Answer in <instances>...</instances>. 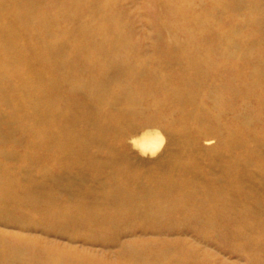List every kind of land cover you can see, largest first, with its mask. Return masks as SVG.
I'll use <instances>...</instances> for the list:
<instances>
[{
  "label": "rangeland",
  "instance_id": "1",
  "mask_svg": "<svg viewBox=\"0 0 264 264\" xmlns=\"http://www.w3.org/2000/svg\"><path fill=\"white\" fill-rule=\"evenodd\" d=\"M0 2V13L5 17L0 19V25L10 26V14L15 12L10 6L15 5L22 10L29 7L35 23L43 17L44 24H40L49 28L41 35L45 50L51 55L58 48L62 54H71L79 61L67 68L76 71L74 79L78 84L72 94L82 98L83 105L94 111L83 129L76 128L61 136L56 121L49 120L43 124L44 131L35 132L32 120L15 108V102L21 99H17L16 93L10 94L19 78L18 67L10 62L2 63L0 58V264H128L127 249L151 252L168 249L188 258L180 264H255L257 257L264 264V0ZM29 22L23 20L21 26L32 27ZM17 36L29 44L39 41L23 32ZM91 37L109 46L113 53L106 57L99 55L101 61L94 63L92 59L97 52L87 44ZM181 54L197 56L200 62L206 55L213 59L217 68H222L225 90L227 76L237 72V90L232 96L227 92L218 96L213 122L195 121L187 128L181 125L184 96L190 90L195 95H204L190 86L181 89L178 82L169 85L170 76L187 64L180 60ZM50 55L39 50L31 56L23 52L29 64L33 59L43 63ZM105 60L109 67L105 72L124 71L114 87L106 85L100 91L104 98L116 93L119 102L113 104L116 113L122 111L126 100L120 102L121 95L131 84L128 62H145L150 70L161 74L158 78L162 81L168 76L166 93L149 92L146 88L144 91L149 95L139 98L138 103L145 107L138 114L115 125L99 126L95 110H100L103 104L95 106L96 100L88 94L93 85V69L103 68L100 64ZM53 61L50 58L48 63ZM25 69L30 75L37 65ZM9 94L12 98L8 101ZM60 97L67 104L68 98ZM181 128H185V134ZM144 132L159 133L162 139L153 153L142 151L136 143ZM96 134L111 135L108 144L103 147L102 141L95 139ZM179 135L185 137L189 153L198 165V175L207 172L221 185L227 184L233 203L244 204L238 216L223 210L219 204L213 211L221 213L223 220L238 217L253 233L247 244L243 238H232L240 228L236 224L218 232L202 223L203 220L190 218V205L186 208L191 214L189 218L187 215L179 219L140 217L134 213L137 208L156 205L160 196L163 197L160 207H167L169 197L150 195L151 188L157 189V194L168 188L173 192L172 185L183 187L191 180L182 168L188 156L181 158L183 161L170 160L172 152L178 150ZM78 138L82 143L74 157L83 158L84 163L72 164L64 170L67 173L61 186L51 187L53 195H34V202L21 203V195H25L33 180L42 173L54 176L63 170V167L55 168L47 155L62 156L66 150H72L69 146ZM233 138L239 139L230 147ZM224 160L228 161L227 174L215 169V164ZM76 168L83 171L73 174ZM242 171L248 178L237 182ZM199 181L203 182L204 177ZM256 181L262 190L256 189ZM131 182L135 185L132 189L140 188L145 193L134 195V191H129L131 195H124L127 199L121 198V186L129 187ZM237 186L243 187L244 195L235 191ZM77 189L78 194L74 191ZM175 192L178 205H185L192 196L186 189ZM36 198L40 200L35 201ZM214 199L219 202L213 195L205 200L208 203ZM191 205L195 208L199 203L194 198Z\"/></svg>",
  "mask_w": 264,
  "mask_h": 264
},
{
  "label": "bare ground",
  "instance_id": "2",
  "mask_svg": "<svg viewBox=\"0 0 264 264\" xmlns=\"http://www.w3.org/2000/svg\"><path fill=\"white\" fill-rule=\"evenodd\" d=\"M83 1L84 0H78L79 3ZM3 2H5V0H3ZM12 2L13 0H11L10 3ZM1 4L2 2H0V10L2 9ZM68 5L71 9H74V5L72 3H68ZM10 8L15 9V12L13 14H10V26L6 27L4 24L0 25V58L3 61L2 63L10 62L11 64L18 67L19 70V78L16 82V86L14 87L15 90L10 93H16L17 99L22 100H20V102H15V108L18 112H22L25 116H27V119L29 118L32 120V125L34 124L33 129L37 133H39L40 131H44L43 124L49 120L56 121L61 136H63L65 133H71L72 131H75L76 128L83 129L86 124L85 121L90 115H93L94 111L93 109H88L83 105L82 98L76 97L72 94L73 88H76L78 84L74 79V72L76 71H68L67 69L71 66L73 67L75 64L79 63V61L74 59L71 54H62L57 47V49L54 50L51 55L48 51L45 50L46 48L44 47V39L41 35L44 36L49 28H47L46 25H41L44 24L43 17L38 21L39 23H35L36 19L29 7L26 9L24 8V10L19 9V7H17L16 5L10 6ZM70 8H67V10L72 11ZM17 10L19 11L17 12ZM1 18L5 17H3L0 13V19ZM23 20L30 21L29 24L31 23L32 27L23 25L21 26V22H23ZM33 24H35L36 27ZM84 31L87 32V30L85 29ZM22 32L26 33L30 37H35L37 40L39 39L38 44H29L27 43V40L22 41L17 36V33ZM38 35H40V37H38ZM64 40L66 39L64 38ZM87 44L95 48L97 52L96 57L92 59L94 63H98L99 61H101L99 55L100 57L101 55L106 57L107 54L112 52L109 46H103L99 43V40H95L93 37H91L87 41ZM73 48L74 50H76L75 47ZM35 50H39L40 52L49 54L52 57L49 56L48 60L44 61L43 63L37 59H33L29 64L23 56V52H27V54L31 56V53H33ZM181 55L183 56H181L180 60L186 61L187 64L186 66L182 67V70L170 76L169 85H176V83L178 82L180 83L179 87L181 89L182 87L190 86V89L196 90L197 88L198 90H201L202 94H204L202 96H198L197 94L195 95L194 93H192V91L190 90V94L184 96L182 100L184 109L181 112L182 115H180L183 123L181 125L182 127L187 128L189 127V124L195 121L204 122L210 120L209 122H213L214 113L216 112L215 109L218 108V96L225 95L226 92L232 96V94H235L237 90L238 83L235 80L237 72L230 73L227 76L226 86L227 84L228 86L226 87L227 90H225L223 89L224 86H222V82L224 81L222 80V68L220 66L219 68L221 69L219 70L214 64V60H211L208 55L204 56L201 62L198 58H195L197 56H194L192 54H190L191 56H186L185 54ZM3 57H6L5 61L3 60ZM50 58L54 59L53 64L48 63ZM107 63V60L102 61L100 65L103 66V68L93 69L92 74L94 91L93 85H90L88 94L90 97H93V99L96 100L95 106L100 103L103 104L99 106L102 107L100 108V110H95L98 114L95 116L96 120L101 127L105 128L109 125H115V123H119V121L129 118L132 115L138 114V112L145 107L140 106V104L138 103L139 98L149 95V92L154 91L166 93L167 91L168 87H166L165 81L167 80L168 76L163 79V82L158 78L161 74L154 73L153 70L149 69L150 67L144 64L145 62L143 63L141 61V63H139L137 62V60L130 63L128 62L126 68H128L127 71L130 76L129 83L131 84L128 83L129 87H127L125 94L121 95L122 98L120 99V102L122 100H126L127 102L123 101L122 111L116 113L113 109L114 102L116 104L119 103L117 101L118 98L115 97L116 93L113 92L111 96H109L108 98H104L101 97L100 91L106 85L113 84L112 86L114 87L116 85V82H119L117 78L121 76L124 71L121 72L115 70V72L107 73V71L105 72V69L109 68L107 67ZM32 65H37V70L29 75L25 67H29ZM155 66H157V64ZM216 69L218 71H214ZM49 71L51 72L50 77H48V73H50ZM69 75H71V77H69ZM246 79L244 78V80L247 82ZM132 80L133 82H131ZM146 88H148L149 92L144 91V89ZM10 94L8 95L7 99L12 98V95ZM60 96H65L66 98H68L66 102L67 104L64 105V103H62L63 98H61ZM13 97L16 96L13 95ZM77 105H81V108L76 109ZM184 129H180L183 134H185ZM40 136L42 135L39 134V137ZM108 137L110 138L111 135L105 136L102 134H96L95 139L101 140V145H103L104 147V145L108 144ZM179 137L180 139H178V150L172 152L173 155H171L170 160L175 158L177 160L183 161V157L185 158L188 156L189 158L184 159L182 168H184V170L188 173V176L189 178H191V180L183 187L172 185L171 188L173 190L175 189L173 192L168 188L167 191H159V193L157 194V189L151 188L150 195H167V197H169V201L166 204L167 207H160V204L163 201V197L160 196L157 199L158 202L156 203V205H149V207L141 210L137 208L134 213H136V215L140 217L153 215L155 217L163 216L168 219H179V216L187 215V218H189L188 216H191V214L186 212V208L188 209L190 205V207L192 208V217L190 218L197 221L203 220L202 223L209 226L211 225L218 232L224 231L223 229L225 227H228L229 225L236 224V227L239 226L240 228L239 231L232 236V238H243L245 240L243 243L247 244L248 239L252 238L251 236L253 233L246 227L245 224H242L241 220L238 217L233 220H223V217H221V213L213 211L215 205L219 204L223 210L231 211L238 216L241 213L240 210L242 209L241 207H243L244 204L240 201H236L233 203L230 194L228 193L230 189L228 190L227 184L225 186L224 184L221 185L220 181L211 178V175L207 172H203L202 174L198 175V165L196 161L192 159L193 154L191 155V153H189L190 150L188 148V144L185 143V137L183 135H179ZM238 139L239 138H233V141L229 142V146L231 147L232 144L235 143V141H237ZM161 142L162 139L159 133L153 132H144L136 140V143H138L142 151L149 150L152 153L156 151ZM81 143L82 139H74L72 141V144L69 146H72V150H66L65 153L62 154V156L54 157L53 153H50L51 155L48 154V160L54 164L55 168L61 170V168L63 167V170L57 172V174L54 176H51V174L49 173V176L42 173L35 180H30V182L32 181V183L29 184L28 189L24 191L25 195H21L22 198H20V202H34V195H53V189L51 187L54 186L57 188L61 186L59 184L62 180L65 179L64 174L67 173L64 170L71 168L72 164L78 165V163H84V161L82 160L83 158L79 160L78 156L76 158L74 157V153L78 154L77 150L80 149ZM30 151H32V149ZM36 152L38 151L36 150ZM227 162L228 161L224 160L220 163L215 164L216 171L221 174H227L225 168ZM232 162L235 163V160H233ZM82 166L85 167L86 165ZM77 171L82 172L83 170H79V168H76L72 172H74L73 174H75V172ZM177 175L183 177L186 174ZM238 176L239 177L237 179V182H241L243 177L248 178L247 174H244L243 171L239 173ZM200 177H204V183L199 181ZM130 184L133 186H121V190H123V192L120 194L121 198L127 199V197L124 195H131L130 193H128L129 191H134V195H141L145 193L144 190H141L140 188L132 189L135 185L132 182ZM254 186L258 191L262 190L260 182L256 181ZM153 187L157 186L154 185ZM184 189L189 191L190 195L192 194V196H190V200L186 202L185 205H178L175 200V195H177L175 191H184ZM74 191L77 194L78 192H80L78 189ZM235 191L239 192L240 195H244V189L241 186H237V189ZM209 195H213L214 197L218 198L219 202L214 199V202L207 203L205 199ZM194 198L196 199V202L199 203V205L195 208L193 205H191ZM36 200L39 201L40 199L36 198L35 201ZM156 207L157 209L159 207L161 209L159 208L158 210H153ZM217 234L220 235L219 233ZM126 251L129 252L126 254L129 261L128 264L132 262H135V264H176L179 262L180 264L181 262H184L188 259L186 256L177 254L176 252L168 249L161 252H151L146 249H127ZM262 254V256L264 257V252ZM167 260H172V262L168 263ZM262 263L263 262L260 260V258L257 257V259H255V264Z\"/></svg>",
  "mask_w": 264,
  "mask_h": 264
}]
</instances>
